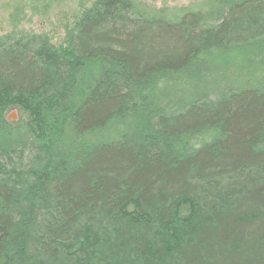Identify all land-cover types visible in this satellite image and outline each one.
<instances>
[{
  "label": "trees",
  "instance_id": "16d2710c",
  "mask_svg": "<svg viewBox=\"0 0 264 264\" xmlns=\"http://www.w3.org/2000/svg\"><path fill=\"white\" fill-rule=\"evenodd\" d=\"M58 1L0 34V264H264V0Z\"/></svg>",
  "mask_w": 264,
  "mask_h": 264
},
{
  "label": "rangeland",
  "instance_id": "374dc122",
  "mask_svg": "<svg viewBox=\"0 0 264 264\" xmlns=\"http://www.w3.org/2000/svg\"><path fill=\"white\" fill-rule=\"evenodd\" d=\"M93 0H59L55 2L48 11L44 14L32 15L28 13L21 24V28L27 32L36 34H46L51 40L59 42L64 34V27L73 17L78 15L83 9L91 6ZM138 2L147 5L148 8L155 11L164 8H187L197 7L205 4L208 0H137ZM8 0H0V34L5 32L8 28L7 19L11 8L7 5ZM13 5V4H12ZM29 11V10H28ZM27 11V12H28ZM9 121H15L18 118V112L14 109L7 114ZM116 233L123 235L128 231V227L119 226L114 228ZM109 231H101L99 237L102 241L115 242L116 236L111 235ZM98 234V235H99ZM120 236V237H121Z\"/></svg>",
  "mask_w": 264,
  "mask_h": 264
},
{
  "label": "bare ground",
  "instance_id": "6f19581e",
  "mask_svg": "<svg viewBox=\"0 0 264 264\" xmlns=\"http://www.w3.org/2000/svg\"><path fill=\"white\" fill-rule=\"evenodd\" d=\"M99 264V263H98Z\"/></svg>",
  "mask_w": 264,
  "mask_h": 264
}]
</instances>
